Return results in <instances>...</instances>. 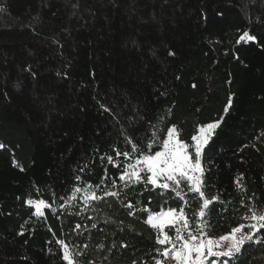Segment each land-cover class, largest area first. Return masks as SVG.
Here are the masks:
<instances>
[{
    "label": "trees",
    "instance_id": "obj_1",
    "mask_svg": "<svg viewBox=\"0 0 264 264\" xmlns=\"http://www.w3.org/2000/svg\"><path fill=\"white\" fill-rule=\"evenodd\" d=\"M213 122L206 232L260 217L222 262L264 264V0H0V264H154L149 216L203 200L124 177Z\"/></svg>",
    "mask_w": 264,
    "mask_h": 264
},
{
    "label": "rangeland",
    "instance_id": "obj_2",
    "mask_svg": "<svg viewBox=\"0 0 264 264\" xmlns=\"http://www.w3.org/2000/svg\"><path fill=\"white\" fill-rule=\"evenodd\" d=\"M218 124L213 122L201 126L190 146L180 142L170 128L161 152L141 158L128 168L124 178L137 179L144 171L149 174L151 184L162 188H176L179 181L185 179L203 200L196 231L189 228L184 215L178 211H164L149 216L148 223L157 230L159 243L164 248L154 264H226L222 260L235 255L242 244L260 228V217H255L247 227L239 226L231 234L210 237L206 232L204 211L208 201L201 189V153ZM81 199L90 200L93 196L84 192ZM33 208L37 216H42L45 205L34 203ZM65 256L70 259L68 254Z\"/></svg>",
    "mask_w": 264,
    "mask_h": 264
}]
</instances>
